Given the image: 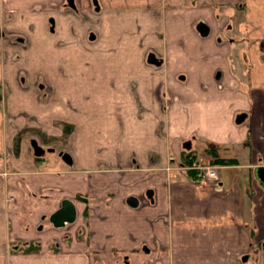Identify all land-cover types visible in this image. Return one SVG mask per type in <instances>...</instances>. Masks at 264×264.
Returning a JSON list of instances; mask_svg holds the SVG:
<instances>
[{
  "label": "crops",
  "instance_id": "1",
  "mask_svg": "<svg viewBox=\"0 0 264 264\" xmlns=\"http://www.w3.org/2000/svg\"><path fill=\"white\" fill-rule=\"evenodd\" d=\"M62 1L0 0V15L5 4L16 7L7 26L20 32L19 45L4 46L5 66L0 46V264H119L122 257L124 264H264V187L254 170L264 167V0H76L93 5L91 42L98 45L86 54L89 64L77 65L81 79L69 80L71 93L44 73L59 53L82 55V27H69L70 15L61 12L57 31L61 22L49 13L46 33L35 9ZM16 51L22 58L13 61ZM90 64L112 70L106 87L91 82L103 87L93 104L105 103L109 119L120 120L110 126L117 133L103 138L106 160L96 153V116L59 109ZM39 119L49 134L74 122L76 139L66 145L73 176L34 152L32 160L4 157L8 137ZM23 144L17 151L26 154ZM197 145L208 159L230 160L216 163L222 190L173 168L198 155ZM72 193L90 203L74 200L73 244L54 252L52 236L64 228L48 220L53 229L46 231L40 221Z\"/></svg>",
  "mask_w": 264,
  "mask_h": 264
},
{
  "label": "rangeland",
  "instance_id": "2",
  "mask_svg": "<svg viewBox=\"0 0 264 264\" xmlns=\"http://www.w3.org/2000/svg\"><path fill=\"white\" fill-rule=\"evenodd\" d=\"M53 2V1H52ZM75 3V8H70L67 4L66 1L63 0L61 3H58V5H51V6H44V7H36L35 9L38 11V18H45L46 20V27H45V31L46 33H49V29L48 27L50 26V24L48 25L47 22V17L51 14L54 15L56 18H58L60 21H57V23L61 22L60 24H58L59 29L56 28V30H60L61 26H64V17H61V12L64 13L65 15H70L69 17H71V22L68 23L71 27L73 28V26L75 27L76 31L78 29H81V31H78L76 33L77 36V41L76 45H78L77 47L81 50L82 54L81 56L79 54H63L60 55L59 53V60L57 59V55H55V59H52V63L53 66L51 68V71L44 73V76L49 79L52 80V83L54 84H59L61 86H63L68 92H70V86L75 82V81H69V80H79L81 79V77H78V73L76 71L77 70V65H81L83 64V66L85 67L87 64H89L91 62L92 58H87L86 54L89 53V51H91L92 48L97 47V43L93 44L89 38L88 35L89 33L92 31V26L90 24L91 22V15L93 13V5L91 4V1L88 5L82 6L81 4L79 5V2L76 0L74 1ZM39 9H50V11L52 9H57L59 11L56 10V12L54 11L53 14L49 11L46 12L44 14H42ZM16 10V7L11 5V4H5L3 6V8L1 9V15H0V46L2 44V55H1V61H2V65L5 66L6 60L8 59V56L5 53V44L7 43H13L16 45H19V41L17 40V33L20 34V32L13 30L11 27L7 26V24L9 23V19H10V15H12V13H14ZM97 10H95L96 12ZM50 13V14H49ZM43 22V21H42ZM63 23V24H62ZM77 24V25H74ZM44 25V22H43ZM81 26V27H80ZM74 29V28H73ZM73 31V30H72ZM22 35V34H21ZM68 40L70 41L71 39L68 38ZM79 40L81 41V43L79 44ZM69 43V42H67ZM66 43V44H67ZM72 43L75 44L74 40L72 41ZM53 46L55 45L56 48L60 47L59 44L57 45L56 42H52ZM77 49V48H76ZM65 51V50H63ZM69 51V50H68ZM61 52V51H60ZM16 54H18V52L16 51L14 55H12L11 60L13 61H17L19 59L20 56H16ZM62 56V57H61ZM22 58V57H20ZM39 63H41V61H38ZM87 63V64H86ZM91 65V64H90ZM89 65L88 70H84L82 73L84 75V78L82 81L78 82L76 84L77 87V93H78V89L80 90V97L77 93H72L74 98L70 101V100H64V103H59V109H61V112L63 110V113H67L69 115L71 114H75L78 113L79 118L82 117L83 115H85L86 113H84L85 111L89 110L92 112V114H94L96 116V120L94 121V123L96 122V125L99 127L96 128L97 130L96 132V142L98 144V147H96V153L100 156V160H106V157L102 156L106 150L105 145L103 144V138H105V141L108 138H112L113 134L117 133V131H114V128L117 129L116 127H110L115 123H119L120 120H111L109 119V117L107 116L106 112H105V103H103V107H99L94 105L93 103L97 102L98 99V95L101 93L100 89H103V87H98L97 89L95 87H93L91 85L92 80L94 82L99 81V84H101L102 86L106 87L104 85L103 82H105L107 79L110 78V73L112 72L111 69H107L105 67H102L103 69H92L91 67L95 68L97 67L96 65ZM76 66V68L74 67ZM70 74V75H69ZM38 81H43L42 76L38 78ZM59 82V83H58ZM98 84V85H99ZM36 88L38 91H40V95L39 97L42 98L44 96V94H42V88L39 89L38 86L36 85ZM47 93H48V89L46 88ZM71 93V92H70ZM0 101L2 100V104L4 105V107L6 106V94L5 91L2 89H0ZM48 97V96H47ZM67 97L69 98V93H67ZM43 99H40V102L42 103ZM39 102V105L41 106V103ZM42 107V106H41ZM40 110H42V108H39ZM80 109V110H79ZM83 112V113H82ZM6 121V120H5ZM121 121H126V120H121ZM33 122V121H32ZM30 122V123H32ZM38 122V121H36ZM25 124V122H24ZM38 125H34V126H25L23 127L24 129H18L17 130H21L14 138H12V141L10 140V136L8 137V142L9 144H7V146L5 145L4 147V157L7 158H11L13 161H16L17 157L21 156V160L23 159H27V160H32V158H35V156L33 155V150L32 147L30 146V140L31 139H36L38 141V143L40 145H42L44 148H47V146H51L55 148V151H46L42 156L40 157H36L35 159L42 162V161H47V163L49 165H51L52 167H50L51 169H55L57 170H61L62 171V175L66 174L68 176H73V174H75V165H68L66 163H64L60 156L57 154V152L59 151V149H62V147H64L66 149V145L68 143V140L70 138L73 139V141L76 139V135L73 134L72 131H74L75 128V124L73 121H69V122H61L59 123V126L61 127V132L60 133H56V134H49V133H42L44 132L42 130V121L41 119H39V123H37ZM123 124V123H122ZM58 125V124H57ZM56 125V126H57ZM120 125V124H119ZM87 132L83 134V136L87 139L89 137L90 134V129H86ZM123 129L119 130L120 133H123ZM73 134V135H72ZM78 137H80V135H78ZM24 143L23 145L26 146L27 150H26V154L25 151L23 150V152H19L20 150L17 151V146L20 147L21 143ZM82 142V141H81ZM83 143V142H82ZM197 143H195L194 146H196ZM198 150L196 152H198L200 154V156H204V157H208V152L203 151V146L201 145H197ZM19 149V148H18ZM67 151H69L70 153H73V151L70 148L66 149ZM76 154V153H75ZM23 155V156H22ZM171 158L170 156L167 157ZM167 161H171V160H167ZM184 161V158H183ZM185 162V161H184ZM13 164H15L13 162ZM45 167L47 165H44ZM183 165L181 164H175V166L173 167L174 169L177 170V174H181L180 172H183L181 169H179V167H181ZM48 167V166H47ZM59 168V169H58ZM169 168V167H168ZM13 171H16L15 169H17L16 165H11L10 168ZM184 169V168H183ZM65 170V171H64ZM185 170V169H184ZM217 172H221L220 169H216ZM185 172H187V170H185ZM184 174V173H183ZM182 175V174H181ZM43 222V224L47 227H45L46 231H48L49 229H53L51 223L48 221V219H45V221H40ZM44 227V226H42ZM67 230V231H66ZM66 230L62 231V233H59V235H53L52 238H54L52 240V245H51V251L57 252L60 250H63V244L66 243L67 246L71 245V243L73 244V240H74V230L73 227H69L66 228ZM64 233H65V237H64ZM24 245V243H23ZM50 251V250H48ZM99 264V263H98Z\"/></svg>",
  "mask_w": 264,
  "mask_h": 264
},
{
  "label": "flooded vegetation",
  "instance_id": "3",
  "mask_svg": "<svg viewBox=\"0 0 264 264\" xmlns=\"http://www.w3.org/2000/svg\"><path fill=\"white\" fill-rule=\"evenodd\" d=\"M96 1V0H95ZM67 5L69 6V5H71V7L70 8H75V5H74V0H71V3H70V0H67ZM95 9H98V6H97V4H95ZM88 38L91 40L92 38H93V34H92V32H90L89 33V35H88ZM154 59V56L153 55H151V54H148L147 55V60L148 61H150V62H152V60ZM152 63H154V62H152ZM43 147V146H42ZM44 148V147H43ZM45 149V151H55V148L54 147H51V146H47V148H44ZM66 153H68L69 154V156H70V161L68 162V161H66L65 159H63L62 157H63V155L64 154H66ZM57 154L60 156V158H61V160L64 162V163H66V164H68V165H70L71 163H73V158L71 157V154H70V152L69 151H67V150H65V148L64 147H62V149H59V151L57 152ZM197 161V162H196ZM203 162H210V159H206V158H195V160L193 161V163L190 165V166H193L192 168H194L195 167V165H197L198 163H203ZM180 164H183V163H180ZM194 164V165H193ZM216 164V163H215ZM183 167H179V169H182ZM191 177L193 178V179H196L197 181H199V182H201V183H207V182H209V183H211V184H213V186L216 188V190H222V182H219L218 183V185H219V188L216 186V184L214 183V182H212V181H210V180H207V179H204V178H201V177H199L197 174H195V173H193V175H191ZM78 197V201H84V203H85V205H89V203L90 202H88V200L86 199V196H83V198H80V195H74L73 193L72 194H67V196L66 197H64L61 201H60V203H59V205H58V207H57V209L58 208H60L61 207V205H62V201H64V200H68V201H71V203L73 204V206H74V209H75V205H74V200L76 199ZM56 209V210H57ZM56 210H54L52 213H54ZM86 212V211H85ZM51 213V214H52ZM76 213V212H75ZM74 213V218L71 220V221H66V220H64L63 221V223L60 225V226H62L63 228H64V230H66V228H69V227H71V225L74 223V221H75V214ZM51 214L49 215V217H48V220L54 225V223L51 221ZM55 226V225H54ZM79 228H81V227H79ZM78 228V229H79ZM67 231V230H66ZM66 235H65V233H64V237H65ZM121 263H119V264H124L125 262H126V259L124 258V257H122L121 258Z\"/></svg>",
  "mask_w": 264,
  "mask_h": 264
},
{
  "label": "water",
  "instance_id": "4",
  "mask_svg": "<svg viewBox=\"0 0 264 264\" xmlns=\"http://www.w3.org/2000/svg\"><path fill=\"white\" fill-rule=\"evenodd\" d=\"M152 62H156V60L153 59ZM242 118H243V115L240 114L237 116L236 121H241ZM31 146L33 148V152L35 156H40L44 154L45 149L37 143L36 139H31ZM62 158L68 162L70 161V156L68 153L64 154ZM254 170H255L256 178L259 180V182L264 187V167L256 166ZM129 201L133 204L135 203L134 198H130ZM74 213H75V209L71 201L64 200L62 201L61 207L51 214V221L56 226L61 225L64 220L71 221L74 218Z\"/></svg>",
  "mask_w": 264,
  "mask_h": 264
},
{
  "label": "built area",
  "instance_id": "5",
  "mask_svg": "<svg viewBox=\"0 0 264 264\" xmlns=\"http://www.w3.org/2000/svg\"><path fill=\"white\" fill-rule=\"evenodd\" d=\"M194 169L196 170L197 175L199 177L214 182L219 188V178L217 176L214 166L209 164L198 163L197 165H195Z\"/></svg>",
  "mask_w": 264,
  "mask_h": 264
},
{
  "label": "trees",
  "instance_id": "6",
  "mask_svg": "<svg viewBox=\"0 0 264 264\" xmlns=\"http://www.w3.org/2000/svg\"><path fill=\"white\" fill-rule=\"evenodd\" d=\"M195 158H196L195 155L187 154L184 157V161L185 162L183 161V163L187 164L188 166H190L193 163V161L195 160ZM211 161L214 162V163H227L230 160H225V159H222V158L215 157V158H212ZM189 171H195V170H191L190 169Z\"/></svg>",
  "mask_w": 264,
  "mask_h": 264
}]
</instances>
